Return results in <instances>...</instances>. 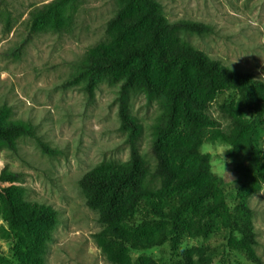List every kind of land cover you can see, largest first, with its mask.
<instances>
[{
    "label": "rangeland",
    "instance_id": "rangeland-1",
    "mask_svg": "<svg viewBox=\"0 0 264 264\" xmlns=\"http://www.w3.org/2000/svg\"><path fill=\"white\" fill-rule=\"evenodd\" d=\"M50 0H0V108L12 119L29 123L32 132L19 136L14 149L0 145V167L17 175L21 193L57 210L58 222L50 229L44 253L48 264H182L187 252L192 264H254L228 245L240 239L219 219L207 235L183 237L171 246L166 241L147 249L128 248L120 263L108 259L93 234L101 224L96 211L85 204L79 179L95 166H112L129 160L128 131L117 114L120 79L107 77L90 88L84 68L89 53L107 40L106 25L117 0H82L63 27L33 29L31 13ZM163 15L206 24L196 33L179 29V39L230 68L250 71L264 80V0H158ZM130 114L140 122L134 140L140 158L152 166L151 146L162 120L158 97L148 98L134 89L127 92ZM232 91H223L208 103L209 116L224 137L235 119H247L255 127L259 162L264 159V116L258 117L237 104ZM246 132L239 137H247ZM251 139V138H249ZM252 140V139H251ZM224 140L207 135L203 142ZM230 148V146L227 144ZM229 161L225 171H211L224 185L225 199L232 203V185L240 165ZM236 158L240 155L235 154ZM210 159V158H209ZM243 161V157L241 158ZM247 162L244 160V164ZM249 199L256 244L254 252L264 264V178ZM0 219V254L11 255L13 238L3 234Z\"/></svg>",
    "mask_w": 264,
    "mask_h": 264
},
{
    "label": "trees",
    "instance_id": "trees-1",
    "mask_svg": "<svg viewBox=\"0 0 264 264\" xmlns=\"http://www.w3.org/2000/svg\"><path fill=\"white\" fill-rule=\"evenodd\" d=\"M80 1L42 4L31 13L32 28L59 30ZM179 29L200 33L208 26L187 19L172 23L158 0H117L107 21V40L87 57V88L102 78L120 79L117 114L130 143L127 162L95 166L79 179L85 204L96 211L101 224L93 236L108 259L120 263L128 248L147 249L166 241L174 247L183 237L207 235L219 219L240 236L229 239L228 245L252 263L263 264L253 249L256 234L249 207L258 179L264 178V159L259 162L252 142L257 132L247 119H235L232 132L224 137L209 116L208 103L230 90L241 108L262 117L264 80L182 42ZM134 89L148 98L158 97L163 105L151 146L152 166L140 158L134 144L141 126L126 101L127 92ZM246 131L247 137L240 138ZM30 132L29 123L10 118L8 109L0 108V145L14 149L16 139ZM207 135L222 138L240 165L231 205L220 177L210 169L209 157L197 151ZM237 153L240 158L234 157ZM20 188L17 175L0 167V219L6 224L2 233L14 240L11 255L0 254V264H48L44 253L58 212L52 205L26 199ZM182 256V264H192L187 252Z\"/></svg>",
    "mask_w": 264,
    "mask_h": 264
},
{
    "label": "clouds",
    "instance_id": "clouds-1",
    "mask_svg": "<svg viewBox=\"0 0 264 264\" xmlns=\"http://www.w3.org/2000/svg\"><path fill=\"white\" fill-rule=\"evenodd\" d=\"M228 146L223 145L220 142H212V141H205L201 142L198 147L197 151L202 157H209V164L212 167L213 171L224 170L225 165L229 161L225 159V153L230 151Z\"/></svg>",
    "mask_w": 264,
    "mask_h": 264
}]
</instances>
